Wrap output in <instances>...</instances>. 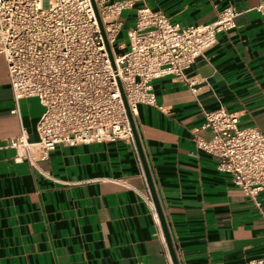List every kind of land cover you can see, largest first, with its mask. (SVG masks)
I'll return each mask as SVG.
<instances>
[{
	"label": "crops",
	"instance_id": "1",
	"mask_svg": "<svg viewBox=\"0 0 264 264\" xmlns=\"http://www.w3.org/2000/svg\"><path fill=\"white\" fill-rule=\"evenodd\" d=\"M180 26L214 21L223 7L234 28L186 71L152 81L155 106L138 104L134 124L179 264H249L264 257V217L217 158L194 143L211 136L201 107L224 106L264 134L262 0H133ZM125 21V18H123ZM15 102L0 55V146L23 129L36 141L42 106ZM0 147V264H160L170 257L136 145L57 146L37 167ZM264 211V190L259 193Z\"/></svg>",
	"mask_w": 264,
	"mask_h": 264
},
{
	"label": "built area",
	"instance_id": "2",
	"mask_svg": "<svg viewBox=\"0 0 264 264\" xmlns=\"http://www.w3.org/2000/svg\"><path fill=\"white\" fill-rule=\"evenodd\" d=\"M133 6V0H0V55L15 102L12 111L18 114V100L28 97L43 108L36 141L21 129L0 146L14 150L15 162L37 167L59 145H135L129 115L134 122L138 104L156 105L152 81L172 75L195 92L186 71L220 32L234 28L238 15L228 5L210 23L180 26L141 5L127 29V45L118 43L124 51L117 54L114 42L124 23L121 13ZM256 10L264 15V0ZM201 110V126L211 136H195L196 147L218 159L216 169L228 174L264 217L257 200L264 190V134L240 125L237 113L224 106ZM148 202L158 223L154 205ZM160 264L172 262L169 258ZM249 264H264V257Z\"/></svg>",
	"mask_w": 264,
	"mask_h": 264
},
{
	"label": "water",
	"instance_id": "3",
	"mask_svg": "<svg viewBox=\"0 0 264 264\" xmlns=\"http://www.w3.org/2000/svg\"><path fill=\"white\" fill-rule=\"evenodd\" d=\"M108 51H109V56L111 58L112 54L110 52V48L109 47H108ZM128 115H129V113H128ZM129 120H130V125H131V128H132L134 142H135V145H136V148H137V152H138V155H139L142 167H143V171H144V175H145V178H146V182H147V186H148V189H149V193H150V196H151L155 211L157 213V216H158V219H159V222H160V226L162 228V232H163V236H164V239H165V243H166V247H167V250H168V253H169L170 260H171L172 264H179L177 256H176V253H175V250H174V247H173V244L171 242V239H170V236H169L166 224H165V221H164V218H163V215H162V212H161L159 200H158V197H157V194H156V190H155L153 182H152V178L150 176V172H149V169H148V166H147V163H146L145 156H144L142 148H141V144H140V141H139V138H138L137 130H136L135 124H134V122L132 120V117L130 115H129Z\"/></svg>",
	"mask_w": 264,
	"mask_h": 264
},
{
	"label": "rangeland",
	"instance_id": "4",
	"mask_svg": "<svg viewBox=\"0 0 264 264\" xmlns=\"http://www.w3.org/2000/svg\"><path fill=\"white\" fill-rule=\"evenodd\" d=\"M121 17L125 18V21L123 23L122 28L120 29L119 33L116 36L115 42H114V49H115V53L119 54L122 53L124 50L119 49V47L117 46L118 43H125V45H127V29L130 27V20L127 16V12L125 10L122 11L121 13Z\"/></svg>",
	"mask_w": 264,
	"mask_h": 264
}]
</instances>
